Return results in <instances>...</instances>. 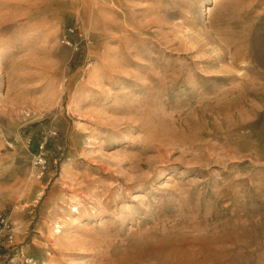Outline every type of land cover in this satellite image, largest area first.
<instances>
[{
	"label": "rangeland",
	"instance_id": "1",
	"mask_svg": "<svg viewBox=\"0 0 264 264\" xmlns=\"http://www.w3.org/2000/svg\"><path fill=\"white\" fill-rule=\"evenodd\" d=\"M0 213V264H264V0H0Z\"/></svg>",
	"mask_w": 264,
	"mask_h": 264
},
{
	"label": "built area",
	"instance_id": "2",
	"mask_svg": "<svg viewBox=\"0 0 264 264\" xmlns=\"http://www.w3.org/2000/svg\"><path fill=\"white\" fill-rule=\"evenodd\" d=\"M12 239L8 218L5 214L0 213V255H3L2 251L7 250L11 246Z\"/></svg>",
	"mask_w": 264,
	"mask_h": 264
},
{
	"label": "bare ground",
	"instance_id": "3",
	"mask_svg": "<svg viewBox=\"0 0 264 264\" xmlns=\"http://www.w3.org/2000/svg\"><path fill=\"white\" fill-rule=\"evenodd\" d=\"M40 7V6H39ZM35 9V8H34ZM37 11V9H36ZM140 160L139 161H136V162H133L132 163V166H131V170L135 169L137 167V165L139 164ZM134 176H131L129 179H132ZM117 179V177H115ZM58 231V230H57Z\"/></svg>",
	"mask_w": 264,
	"mask_h": 264
}]
</instances>
